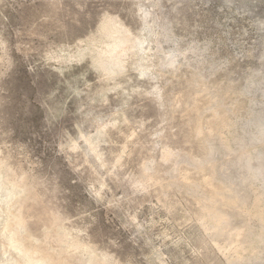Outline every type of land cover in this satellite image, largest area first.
<instances>
[{
	"label": "rangeland",
	"instance_id": "1",
	"mask_svg": "<svg viewBox=\"0 0 264 264\" xmlns=\"http://www.w3.org/2000/svg\"><path fill=\"white\" fill-rule=\"evenodd\" d=\"M106 20L130 39L119 66ZM217 104L232 127L206 152L193 121ZM0 171L29 189L0 190V264L18 262L2 230L18 197L35 242L95 255L68 247L76 264H264V242L231 243L264 231V0H0ZM212 173L238 200L214 202L222 237L200 201Z\"/></svg>",
	"mask_w": 264,
	"mask_h": 264
},
{
	"label": "bare ground",
	"instance_id": "2",
	"mask_svg": "<svg viewBox=\"0 0 264 264\" xmlns=\"http://www.w3.org/2000/svg\"><path fill=\"white\" fill-rule=\"evenodd\" d=\"M102 32H104V35H106L108 37H112V40L113 41H112V44H111V50L109 49L111 53L110 52L109 53L111 54L112 58L113 57L115 58L114 64H116L117 66H119L121 64V56L123 55V53H125L126 46H130V43H129L130 42V39L124 33H122L121 30L118 31V29L115 27V24H113V22L110 21V20H106L105 22H103ZM131 42H132V45L135 44V41H131ZM107 59H108V57H107ZM102 63H99V64H101L102 67L105 68L106 67V64H107V61H105V63L104 62H102ZM110 63H112V62L110 61ZM116 65H114V66H116ZM209 102H208V104H209ZM197 108H198V106H197ZM211 108L212 109L210 111L211 112V115H210L209 120H204L201 117H197L193 121V132H194V134L197 137H200L203 140L204 145H205V147L207 149L206 152H210L213 149L211 145H208V143H210L211 139H213L214 137L220 135L222 133V132L220 133V131L222 129L230 130L231 127H232L231 126L232 123H231V121L229 119V115L227 113L228 111H226L225 109H223V107H222L221 104H217L214 107L211 106ZM196 111H197V109H196ZM220 136L222 137V135H220ZM225 140H223V141L225 142ZM228 143L230 144V142H228ZM222 144H223V142H222ZM224 145H225V149H226L228 147L227 143H225ZM228 149H230V147H228ZM194 166L196 168H203L204 167V162L203 161H200L198 164H196ZM213 175L214 174L212 173V175L210 177L204 178L202 180V182L200 183L202 185L203 184H207L208 186L209 185L211 186V185L214 184L213 185V187H214L213 189L210 187L211 188L210 190L212 192H210V194H208L206 196H203L200 201H201V204H202L204 210L207 213V216L209 218V221H210L211 225L214 228L215 234L221 236V234H223L225 232V230H227L226 229V226L228 228L230 219L228 221V218H229L227 216L228 211H227V213L221 211L217 207L218 206V203H217V206H216L214 204V202L219 200V202L222 203L223 201H220V200H224V201L226 200L227 207H228V202H232V203L234 202V203H236V202H238V200L237 199H233L232 197L230 198L227 195H225L224 194V190L221 187H219L218 185H216V183H214V180H216L217 177L215 176L216 177L215 178ZM2 176H3V174L1 175V171H0V190H1V192L3 190L4 191V194L6 193V195H8V196H10L12 194L15 195L17 192L19 194L20 193L25 194V196L28 195L29 189H28V186H26L24 183H22L20 181L19 182H16L17 181L16 180V181H11L8 185H6V184H4L2 182V180H3L2 179ZM6 181H7V178H6ZM221 184H223V183H221ZM204 186H206V185H204ZM235 198H237V197H235ZM22 202H23L22 198H19V197L14 202H11V201H8L7 202V204H6L7 207H5L6 208L5 209L6 219L4 221V225H3V229H2L3 231L7 232V234L9 235V242L4 243V245H3L4 248H5L4 250H6V249L8 250L9 247H12V248H14V249L17 250V252H18L17 253L18 254L17 255V261H18L17 264H74L76 261L75 260H72V257H71L72 256L71 253H72L73 249L72 248L70 250L67 249L68 247H72V246L75 248V250L85 249L91 255H93L76 238H72L71 239L72 246L70 245V243L68 241L67 242L68 243L67 247L64 250L61 249V248H59V251H52L51 249H49L45 245H43V247H42L39 242L38 243L35 242L32 239V237L27 232H24L23 231V228L25 226V220H24V217L22 216V214L20 212V207L22 205ZM232 203H230V204H232ZM244 203L245 202H240V204H244ZM236 205H237V203L234 206H236ZM238 205H239V203H238ZM219 206H221V205L219 204ZM223 206H225V203H224ZM230 207H233V204ZM255 207L256 208L259 207L261 209L255 210V212H254L255 214L253 213V215H256V217H258L262 221V223H264V202L262 203V201H258L257 204L255 205ZM240 208H241V210H240ZM242 208L243 207H241V205H240L239 206V210L241 212H242V210H244ZM223 209H225V208H223ZM250 209H252V208H250ZM247 210H249V209L247 208ZM252 211L253 210H249L246 215L248 216V214H249V216H250V214L252 213ZM249 212H251V213H249ZM231 213H233V211ZM235 214H236V212L233 213V215H231V218L232 217L234 218V215ZM242 214H243V212H242ZM253 215L251 214V216H253ZM244 216H245V214L242 217H244ZM245 218H246V216H245ZM227 221H228V223H227ZM230 223L233 224V221H231ZM239 226H241V225H239ZM233 228H235V226ZM233 228L231 227V229H233ZM237 228H238V226L236 227V229ZM242 228H245V227L242 226ZM238 229H237V231L235 230L236 232H234L233 235L231 234L232 241L230 239H228V237H227L228 241L230 240L231 243L232 242L234 243V248H233L234 251H232V252H234V253L237 252V257H240V255H242V254H240V251H241L240 249L244 248L247 245V244H244L245 246L244 245H243V247L241 246V243L243 242V240L244 241H250V243L251 242L252 243L253 242H255V243L256 242H259V243L264 242V233H263L264 231L261 232V233H260V231L258 233L256 231H254L255 235L252 236L253 233H251L250 230L241 229V228L239 230ZM232 231H234V229ZM227 232H228V230H227ZM230 233L231 232L228 233L229 234V237H231L230 236ZM224 234H226V233H224ZM219 236H218V238H220ZM47 237H50V236L47 235ZM66 241L67 240H64L62 242L61 241V237H59L58 238L59 246L62 247L63 244H64V242H66ZM232 244H229V245L233 246ZM259 245H261V244H259ZM221 246H219V248H223V246H224V248H227L225 245H221ZM248 246H250V245H248ZM1 247H2V245H1ZM240 247H242V248H240ZM251 247H252V245H251ZM260 247L262 248V246H260ZM254 249H256V248H254ZM2 250H3V248H2ZM246 251H247V248H246ZM253 251L254 250L251 249L252 254H253ZM234 253H233V255H235ZM255 253H256V251H255ZM257 253H259V252H257ZM246 255H249V252L246 253ZM93 256H95V255H93ZM235 257H236V255H235ZM254 257H255V255H254ZM97 258L99 259V262L105 263V264H109L108 258H106L105 256L104 257L103 256L102 257H97ZM242 259H243V257H242ZM236 260H237V258H236ZM238 260H240V259H238Z\"/></svg>",
	"mask_w": 264,
	"mask_h": 264
}]
</instances>
